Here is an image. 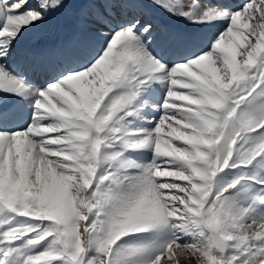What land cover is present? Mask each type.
I'll return each instance as SVG.
<instances>
[{"label": "snow or ice", "instance_id": "1", "mask_svg": "<svg viewBox=\"0 0 264 264\" xmlns=\"http://www.w3.org/2000/svg\"><path fill=\"white\" fill-rule=\"evenodd\" d=\"M0 264H264V0H0Z\"/></svg>", "mask_w": 264, "mask_h": 264}, {"label": "bare ground", "instance_id": "2", "mask_svg": "<svg viewBox=\"0 0 264 264\" xmlns=\"http://www.w3.org/2000/svg\"><path fill=\"white\" fill-rule=\"evenodd\" d=\"M231 2H233V3H238L239 0H231Z\"/></svg>", "mask_w": 264, "mask_h": 264}]
</instances>
